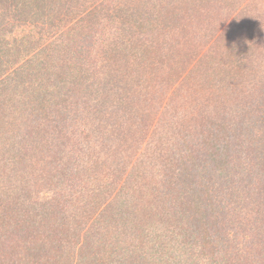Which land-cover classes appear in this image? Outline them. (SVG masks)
<instances>
[{"label": "rangeland", "instance_id": "374dc122", "mask_svg": "<svg viewBox=\"0 0 264 264\" xmlns=\"http://www.w3.org/2000/svg\"><path fill=\"white\" fill-rule=\"evenodd\" d=\"M92 1L98 12H92L93 18L87 9ZM142 1V14L141 0L133 3L137 10L127 0H45L39 6L32 0L0 2V264H34L30 251L22 253L32 247L39 248L41 264L53 263L57 251L52 248L65 246L64 252L69 248L57 238L58 232L66 233L67 228L73 232L81 208L101 202L100 213L90 216L87 243L74 247L80 249L76 259L81 264H264V193L247 195L245 179L231 177L230 168L220 169L227 180L215 176V184L204 182L197 195L190 192L177 202H183L181 208L173 204L167 210L166 204L155 205L163 198H134L116 191L119 160H105L102 152L90 148L89 137L103 129V117L90 107L113 104L106 94L148 79L137 87L144 96V85L152 90L155 86L145 62L161 52L179 51L181 42L200 45L205 40L199 38L206 35L194 31L200 25L195 18L176 21L159 12L153 0ZM243 6L240 15L227 19L237 17L235 33L229 25H217L218 31L212 32L218 36L216 48L223 50L203 76L213 87L239 83L226 103L235 110L243 108L245 115L223 120L220 104L213 116L218 125L241 122V132L235 133L241 156L256 145L264 147V0H248ZM223 28L225 32H220ZM79 36L83 41L89 36L88 56L78 50ZM212 41L202 45L201 53L215 46ZM232 61L241 63L238 74L236 67H226ZM130 66L137 69L135 82L123 78ZM165 69L164 65L162 72ZM155 78L154 71L156 82ZM156 83L167 84L160 74ZM144 108L129 114L140 121ZM173 112L165 115L178 118ZM136 129L145 130L142 145L151 151L172 135L167 134L172 131L168 127H161L156 130L163 137H150L144 121ZM49 201L61 211L46 208ZM146 213L153 215L145 218ZM68 255L54 257L69 264Z\"/></svg>", "mask_w": 264, "mask_h": 264}, {"label": "trees", "instance_id": "16d2710c", "mask_svg": "<svg viewBox=\"0 0 264 264\" xmlns=\"http://www.w3.org/2000/svg\"><path fill=\"white\" fill-rule=\"evenodd\" d=\"M14 1L15 0H0V2L10 5L13 4ZM32 1L38 6L40 3L45 2V0ZM153 1L159 12L164 11L168 17H174L176 21L183 20L184 22L186 18H195L196 24L200 23V25H196L195 28H197V30L194 31L196 33H200L199 31H201L202 34L206 35V37L199 38L205 40L201 41L200 45L196 41H190V44L181 42L182 47L179 51H175V53L171 51L169 53L161 52L160 56L156 55L154 59L145 62V65H150L149 68L151 71L149 75H151V80L155 86L152 90L144 85V96L142 93L139 94L141 90L137 87L141 84H147L149 81L148 79L145 83L123 85L124 87L118 88L119 93L114 91L112 92L113 94L110 92L106 94L108 100L110 99L113 104L109 102V104H104L105 106L101 105L100 109L95 105L90 107L89 109L92 113L103 117V119H101V123H103L102 131H96L95 135L92 134V137H89L90 148L97 150L98 154L102 152L100 157H104L105 160H119L120 165L118 164L119 166H116L119 172L117 173L118 183L115 186L116 191H121L125 196L134 198H163L161 201L155 203V205L166 204L163 208L167 210H172L173 204L181 208L180 205L183 202L178 204L177 202L183 200L184 196L190 194V192L197 195V188H199L200 191L201 188L206 183L211 182L215 176L219 179L222 178L227 180V174L221 171L223 168L231 169V177L236 175L240 177V180L245 179L243 188L247 191V195L249 193L263 194L264 150L262 151V149H264V147L256 145L251 148L252 152L250 154L247 152L246 155L241 156L237 149L240 146V137L235 134L241 132L243 128L241 122L238 121L236 123L235 120H227L226 123L218 125L213 116L218 111V109H213L220 107L218 106L220 104L223 108H221L219 116L224 117L223 120H226V117L227 119H233L232 116L239 118L245 115V110H243V108L235 110L233 106L227 107L228 103H226L230 100L231 96H233L232 94L240 88L239 83L236 82V84L231 85L230 88H220L207 85L214 83L207 82L206 84L203 80V76L206 75L205 73L217 62L216 59L220 54L216 55V53L218 50H223L216 48L215 44L218 36L217 34H215V36L212 35V32L215 33L218 31L217 25H229L228 30L234 31L235 33L237 31L236 24L238 20H236V22L234 21L237 17H233L234 20L230 21L227 19L228 17L231 19V16L240 15L244 10L243 4L248 0H239L240 3L243 2L242 6L238 4L236 7H230L228 3L238 0ZM136 2L137 0H127V5L130 4L129 6L131 7L132 5L133 7L131 8L133 10H137V7L133 5V3ZM95 3V1H92L87 6V9H89L88 13L92 18L95 17L92 12L98 13L95 9ZM144 5L145 4L141 0V7H139L140 14L143 13ZM84 12L86 15L88 14L87 10ZM81 16L82 15H80V18ZM218 18H221V20L218 21ZM88 19L90 20L89 17ZM240 23L243 25L242 21H240ZM140 25L142 24L137 26L139 30L141 29ZM86 29L89 28L86 26ZM219 31L225 32V29L223 28ZM88 37L89 36L86 37L85 41L81 39V36L78 37L81 43L78 50H84V56L89 55V52H86L88 51L86 50V40ZM210 38L214 41H212L213 43L211 45L215 46H210L206 51L201 53L202 45ZM190 49L196 53H192ZM166 55L170 56L169 59ZM234 59L240 60L238 58ZM240 64H236L232 61L226 67H231L232 69L236 67V73L238 74L241 67ZM164 65L167 66L168 69L162 72ZM126 68L125 71L127 72L123 74V78L128 76V82H135L133 72L137 69H134L132 66ZM201 68L208 69L205 71L202 70L203 72H201ZM154 71L156 82L160 74L161 80H165L167 83L166 85L157 84L154 81ZM197 84L199 85L197 86ZM218 88L219 90H217ZM227 89H229V91H226ZM111 96H113V99H111ZM141 97H148V99L146 100L144 98L145 100H142ZM236 105H239V103H236ZM140 106L145 108L139 116L140 121H135V116L129 114V110H131L132 113L137 112ZM180 107L182 110L178 111ZM170 109L174 111L173 117L178 118L172 119L165 115L166 113L170 114ZM233 111L235 112L232 114ZM91 112L90 114L93 115ZM95 118V116L92 118L93 122H95ZM96 120L98 119L96 118ZM142 121L145 122L147 134L150 137H152V135L156 136L157 134L159 139L161 135H159L160 133L157 130L161 129V127H168L172 131H169L167 134L172 135L156 143L157 146L155 145V150H146L142 145L145 130L138 131V129H136ZM235 123L237 125H235ZM227 124L228 127L225 126ZM140 127L143 128L142 126ZM230 131L233 132V135L230 134ZM222 134L226 135V137H222ZM115 156L117 157L116 160ZM95 158L97 159L98 156ZM235 168L236 170H234ZM215 169L221 170L215 173ZM212 182L214 184L216 183L214 181ZM148 191H150V193ZM221 193L222 190L219 191V196ZM159 195L162 196L159 197ZM207 199V205L212 204V196L208 194ZM56 202L61 201L56 200ZM44 206L46 208L53 206L55 209H59L58 204L50 201ZM92 206L93 205L90 206V209H88V205L82 207L81 212L76 214V219L74 218L75 221L73 222L76 228H73V232H71V228H67L66 233L61 231L58 232L57 238L67 243L69 248L67 247L65 252L62 250L65 246L52 248L53 251H57L54 256L57 255L60 257L68 255L69 253V264H81V259H76L78 255H81L80 249L74 250V247L80 248L87 243L84 242L85 235L91 230L89 226V221L91 220L90 216L100 213L99 207L102 206V202L99 203V205L96 204V207ZM88 213H91V215H88ZM152 215L153 213H146L143 217L150 218ZM85 218H87V220ZM122 222H127L126 217L122 219ZM18 223V221H15L16 226ZM188 224L191 223L188 222ZM81 241L83 245L77 246V243ZM38 249L39 248L32 247L30 249H25L22 253L28 254L30 251V255H34L32 258L35 260L34 264H41L37 256H41ZM236 253L238 254V251H236ZM54 256H52L53 263L50 264H67Z\"/></svg>", "mask_w": 264, "mask_h": 264}]
</instances>
